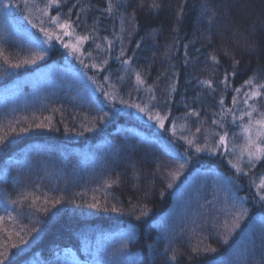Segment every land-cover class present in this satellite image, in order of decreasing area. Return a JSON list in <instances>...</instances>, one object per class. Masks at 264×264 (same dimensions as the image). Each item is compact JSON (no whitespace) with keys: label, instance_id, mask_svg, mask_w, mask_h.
Listing matches in <instances>:
<instances>
[{"label":"trees","instance_id":"1","mask_svg":"<svg viewBox=\"0 0 264 264\" xmlns=\"http://www.w3.org/2000/svg\"><path fill=\"white\" fill-rule=\"evenodd\" d=\"M106 7L107 0L61 5L80 35L94 37L83 43L84 55L107 59L132 100L137 84L127 73L140 72L149 94L145 103L154 95L157 111L170 110L171 122L195 109L199 117L183 120L216 126L219 100L223 96L229 105L232 87L249 79L264 83V0H121L116 13L127 22L131 16L124 56L117 44L105 51L114 40ZM41 48L29 29L0 11V49L7 53L0 57L2 264H264V200L257 203L251 186L243 190L242 174L208 155L209 169L202 173L194 158L168 149L155 124L85 95L75 79L80 69L59 51L33 63ZM234 61L236 75L225 92L219 81L225 71L231 74ZM203 80H211L215 91ZM180 159L196 182L185 193L162 175L175 161L183 164ZM240 200L249 216L226 235ZM118 244L125 245L122 254L113 249Z\"/></svg>","mask_w":264,"mask_h":264},{"label":"rangeland","instance_id":"2","mask_svg":"<svg viewBox=\"0 0 264 264\" xmlns=\"http://www.w3.org/2000/svg\"><path fill=\"white\" fill-rule=\"evenodd\" d=\"M45 0H29V4L27 8H24L23 6L17 7L16 5H22L23 0H1L0 1V11L5 13L7 18L12 19L15 24L21 23L23 25L24 29H31L32 35L34 36V40L39 43L42 48V52H39L37 56L34 57L33 60L37 61V59H40L39 56H43L42 59L46 60L50 57L52 51H59L64 57H66L67 62L70 66L76 67L80 69V73L75 77L77 79V84L81 85L83 88V91L85 95L87 96H99L103 98V100L111 105L114 109L119 111L118 114H128L130 110H134L137 114V118L146 121L149 125H154L156 127V133L163 138V140L166 143V146L168 149L174 153L178 157H186L195 159L194 164L198 165L200 164V170L202 173H205L207 169H209V166H207L206 162L208 161V157L205 155H208L209 157H220V160L223 159L228 161V164L232 165L234 163H241L244 167V171L248 174L245 175L243 173V176H240L242 180H246V187H243V190H246L249 188V186L252 187L253 191L256 192V185L253 183V181H256V183L259 182V178L261 176H264V161H261L255 165V167H251L247 165V156L244 157V161H238L237 156L239 154L240 147L244 143L243 133L242 129L239 126L241 124V121L237 119L236 123H232L233 117L231 115H222L220 118V121L223 120L224 123L220 125V121L214 125L213 127H205L203 124L202 126L194 120L193 125H190V122L188 118H185L183 120L184 116H177L175 118L174 123L176 124V132L173 134L171 130V123L167 122L165 123V128L161 129L159 125L154 120H149L148 117L138 111L137 108L131 107L130 105L133 104H140V105H151L154 106V111H157V107L154 105L155 102L151 101V99L148 100V103L146 104L144 101V98H149V94L143 89L141 86H136V91H133L134 100L131 99V89L128 90L129 92H122V84H124V80L122 78V75H119L116 70L111 71L110 69V63L108 62L106 65L103 64V61H92L93 56L92 55H79V54H73L71 49L64 47V43H75V37H69L64 36L61 34V30L57 28L55 25L49 23L50 17L56 16L58 13H53L52 9L49 13H42L40 10L44 8V6L48 3V0L46 2H43ZM112 3L114 5L112 12L110 13L111 21H112V37L114 40H112L113 45H118L117 51H120L122 48H124V40L123 37L127 36L130 32L131 24L125 20L124 16L121 15V12L119 14L116 13V7L118 4L121 3V0H112ZM4 4H11L13 5L10 8L5 9L3 7ZM59 15L61 17V20L63 19H69L70 15H65L61 9L59 8ZM19 27H17L18 29ZM41 28H44L48 30L49 32H56L57 34H61V40H63L64 43L61 42V40H57L55 38L48 39L45 35V32L40 31ZM18 33L21 35V33L18 30ZM75 33L79 34V32L75 29ZM80 35V34H79ZM83 44L81 45V49L83 51ZM6 51L0 49V57L6 55ZM20 62V61H19ZM18 62V63H19ZM38 62V61H37ZM18 63L16 65H18ZM95 64L97 67H92V65ZM58 66V63H52L51 67L56 69ZM48 68V67H47ZM103 68V71L100 69ZM7 73V72H6ZM131 75L132 83L136 81V71L134 69H130L127 73L128 75ZM5 72H0V80L3 78ZM100 74L104 75V79L101 78ZM119 79L120 82H113L112 78ZM21 84V83H20ZM18 84V85H20ZM136 83L134 84V86ZM21 87V86H20ZM138 88V90H137ZM141 94V98L138 101V96ZM241 101L243 99V95L241 94V97L239 98ZM123 101V102H122ZM249 103H253V101H249ZM242 103H239L240 105ZM259 107L260 111H264V99L259 100V102L256 105ZM226 107L232 108L233 105L231 104V100L229 105ZM245 107V106H244ZM138 112H137V111ZM245 108L242 110L239 108V106L236 107L235 111L239 115L241 112H243ZM160 112V110H159ZM168 111L166 110L165 113H161L162 115L167 114ZM173 115V114H171ZM170 115V116H171ZM255 115V113H254ZM169 116V117H170ZM247 122V117H245L244 123ZM200 128V132H197L196 129ZM224 131L229 132V147L228 151L225 152L223 148H221L218 145V136L215 135V133L223 134ZM184 137V138H182ZM206 138V139H205ZM187 140H192V143L189 144ZM179 145V146H178ZM182 147V148H179ZM207 148L205 151L197 152L196 148ZM233 147H235V151L233 150ZM219 150H216L218 149ZM204 154V155H202ZM202 155V156H201ZM205 156V157H204ZM182 163L176 162L170 166L167 171L162 173V175H165V180L167 185L170 188H175L182 184V191L185 193L189 190L190 186H193L196 182L191 183V177L187 170V164L183 159ZM231 161L232 163H229ZM183 165V167H181ZM230 165L231 168H233ZM251 169V170H250ZM248 184V185H247ZM258 193V195L256 194ZM255 195L258 197L257 203L261 204L260 196L264 195L262 192H256ZM198 195H200V190L197 192ZM247 195H253L250 193H247ZM248 199V196H247ZM232 217L227 222V226L224 227V232L226 235L230 234L233 235L234 233L238 232L241 229V222L246 221V218L249 216L248 214V208L246 207V203L244 200L235 201L232 206ZM250 211V209H249ZM235 214H239L238 221L235 219ZM238 224V226H234ZM109 243L106 245L108 246ZM113 249L116 250L117 253L122 254L123 250H125L124 244H118L113 246Z\"/></svg>","mask_w":264,"mask_h":264},{"label":"snow or ice","instance_id":"3","mask_svg":"<svg viewBox=\"0 0 264 264\" xmlns=\"http://www.w3.org/2000/svg\"><path fill=\"white\" fill-rule=\"evenodd\" d=\"M29 4V0H23L22 5H16L17 7L23 6L24 8H27ZM62 5V0H48V3L44 6L43 9L40 11L42 13H49L52 8L59 9ZM11 4H4L3 7L5 9L12 7ZM113 3L112 0H107V7L104 9L106 13H111L113 10ZM153 8H158L160 5L153 4L151 5ZM181 13L183 9L180 10ZM77 20H79V17H77ZM49 23L55 25L57 28L61 30V34L64 36L69 37H75V43H64L63 40H61V34H57L56 32H49L48 30L41 28L40 31L45 32L46 37L50 40L52 38H55L57 40H61L62 43H64V47L71 49L72 53L79 54L81 56L84 55L81 45L85 42H87L90 39H94V37H91L90 35H79L75 33L74 29V22L69 19H63L61 20V17L59 14L56 16L50 17ZM135 26V25H134ZM112 46V41H107L106 49L105 51L109 50ZM97 48H100L101 46L99 44L96 45ZM139 47V45H137ZM91 55V53H89ZM125 53L123 49H121V56H124ZM187 55V53H185ZM40 59L43 58V56H39ZM119 59V57H117ZM211 61L214 64H219V60L216 55L210 56ZM27 62V61H26ZM33 63L35 60L32 61ZM108 63L107 59H104L103 64L106 65ZM122 64H130L131 61L129 59H124L121 61ZM239 64V61H234L233 64V70L231 74H229L227 71H225V74L223 76V79L219 81L220 84L224 86L225 92L228 90L229 87H232L230 84V76L235 77L236 71H235V65ZM14 67H19V65H13ZM92 67H97V65L93 64ZM103 71V68L100 69ZM136 84L138 86L144 85L145 80L143 79L140 72H136ZM200 83L204 86H206L209 89L213 88V83L211 80H203L200 81ZM245 86H248V91H242ZM138 90V88H137ZM150 92L153 90L152 87H149L148 89ZM169 91L175 92L176 86L175 84L169 85ZM232 91L236 93V95L232 96L231 98V104L233 105L232 108H227L225 106L224 98L223 96L219 100V105L221 108V112L217 115H231L233 117L232 123H236L237 119L241 121V124L239 125L242 129L244 143L240 147L239 154L237 156L238 161L243 162L244 157L247 156V165L251 167H255V165L261 161H264V111H260L259 107H257V103L259 100L264 99V83L255 82L253 79L246 80L244 82V85L241 87H232ZM241 94L243 95L242 101L239 99L241 97ZM153 100L156 99V97L153 95L151 97ZM169 98H171L169 96ZM239 103H242L245 106V110L241 112L239 115L235 111L236 107ZM249 101H253V103H249ZM123 102V101H122ZM167 103V101H165ZM131 107L137 108L138 111L144 113L149 120H154L161 129L165 128L166 121L171 123V130L173 134L176 132V124L174 122L169 121V116L171 115L170 110L167 114L162 115L159 111H154V106L151 105H140V104H133L130 105ZM255 113V115H254ZM186 116H195L199 117L201 114L200 112L196 111L195 109H192L191 112H186ZM245 117H247V122L244 123ZM213 124H216L217 121L215 119L212 120ZM224 123L223 120L220 121V125ZM39 127H44L43 124L38 125ZM197 132H200V128L196 129ZM216 136H218V145L223 148L225 152L228 151L229 147V132L224 131L223 134L215 133ZM184 138V137H182ZM206 139V138H205ZM189 144L192 143V140H187ZM207 148H201L197 147L196 151H205ZM216 150H219L216 149ZM233 150L235 151V147H233ZM229 163H232L229 161ZM183 167V165H181ZM232 167L235 168L237 173H243L247 175L248 173L244 171V167L241 163H234L232 164ZM251 170V169H250ZM253 183L256 185V189L258 192H264V176H261L259 178V182L256 183V181H253ZM170 186V185H169ZM261 200H264V195L260 196ZM92 207H96V205H92ZM46 210V209H45ZM235 219L238 221L239 214H235ZM2 220V218H0ZM238 226V224L234 225ZM12 247H16V245H12ZM173 259H175V256H173ZM0 264H2V261H0Z\"/></svg>","mask_w":264,"mask_h":264}]
</instances>
